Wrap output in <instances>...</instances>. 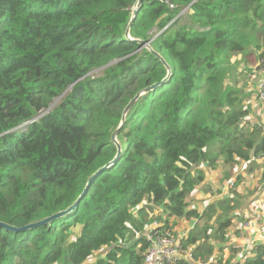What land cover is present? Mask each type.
Masks as SVG:
<instances>
[{"label":"trees","instance_id":"1","mask_svg":"<svg viewBox=\"0 0 264 264\" xmlns=\"http://www.w3.org/2000/svg\"><path fill=\"white\" fill-rule=\"evenodd\" d=\"M135 1L0 0V220L22 227L75 200L113 157L127 101L163 78L159 59L122 35ZM131 32L165 57L171 80L137 104L120 159L75 210L27 231L0 227V264H144L152 223L180 237L181 218L195 219L180 237L191 257L165 264H264V240L232 263L231 244L224 258L244 177L192 206L197 189L214 191L202 164L228 165V179L264 155V121L245 101L258 94L239 85L264 57V0H143Z\"/></svg>","mask_w":264,"mask_h":264},{"label":"water","instance_id":"2","mask_svg":"<svg viewBox=\"0 0 264 264\" xmlns=\"http://www.w3.org/2000/svg\"><path fill=\"white\" fill-rule=\"evenodd\" d=\"M142 3H143V0L135 1L133 7L130 10L129 16L127 17V20L123 25L122 35L126 41L136 43L138 45V50L141 49L144 51V53L152 54L155 58L159 59V62H161L164 68V76L159 82H154L152 84L139 88L134 93V95L127 101L126 105L123 107L120 117L108 137L109 142H111L116 149L113 157L107 163H105L102 166H99L91 174L86 176V180H85L82 191L78 194L75 200H73L65 208L57 210L42 218L33 220L22 227H17L5 221L0 220V227L8 231H11V232L27 231V230H31L36 227H39L41 225H45V224L49 225L54 220L60 219L63 216H66L70 214L73 210H75L78 207L79 202L88 193L89 187L91 186L95 178L99 176L106 169H109L110 167H112L120 159V156L123 152V141L119 138L118 134L123 128V126L125 125V123L130 119V117L134 113L137 104L147 93H149L150 91H153L157 86L163 85L164 83H167L171 80L172 75H173L172 67L169 64V62L165 59V57L150 43V40H145L141 37H134L132 35L131 25L136 19ZM256 162L258 164L264 165V155L259 158H256ZM263 192H264V175H263V181H261L257 185L255 191L246 200V203L253 201L257 196H259Z\"/></svg>","mask_w":264,"mask_h":264},{"label":"crops","instance_id":"3","mask_svg":"<svg viewBox=\"0 0 264 264\" xmlns=\"http://www.w3.org/2000/svg\"><path fill=\"white\" fill-rule=\"evenodd\" d=\"M257 74L259 76V70L257 71ZM256 81H258V78ZM257 113L259 117L262 119V121H264V117H262V109H258ZM204 164H202L201 166V168L205 172V179H204L203 184L209 183V187L211 188V190H214V191L212 194L210 193V191H206V192L204 191L202 193L201 190L197 189L193 193V199H192V201L194 199L201 200L200 204L203 207L205 206V204H207L208 202L214 199L213 196L215 195V192H216L215 189L221 186V182H222L221 179L224 177V172L222 171L217 172V168L214 170H210L207 166L205 168L203 166ZM220 165L221 164H219L218 166ZM210 178H215L216 180H219V183L216 185L217 182H207ZM244 180H245V177H244ZM241 184L239 185V187L241 186ZM252 185L253 187L251 188H255V186L258 185V182ZM241 194L244 195L243 192ZM194 204L196 206L198 205L197 202H195ZM243 205L244 206L241 207L242 209L239 210L240 218L234 221L232 228L234 227L236 223H238V225L240 223V226L235 225V228L233 229V234L232 233L229 234V235L232 234V240L230 242L231 244H233L232 241L235 239H239L241 241L242 250L237 251V253L235 254L237 256V259L242 254L244 255L252 247L253 242L255 243V242L264 240V214L262 213V210H260V208L263 207L264 204L263 203L258 204V203L251 202V203H248V205H246V202H244ZM192 206L194 207L193 202H192ZM195 208L198 209L197 207ZM202 209H198V210L201 211ZM244 209H246L247 212L243 214ZM178 222H179V225L176 227L177 232L179 233L178 235L182 236L192 227V225L195 223V219L194 218H187V219L181 218ZM251 223H253L252 226L250 225ZM260 223L262 224V230L256 229V227ZM223 253H224V258H227L229 255L227 250H223ZM232 261H233V258H232Z\"/></svg>","mask_w":264,"mask_h":264},{"label":"built area","instance_id":"4","mask_svg":"<svg viewBox=\"0 0 264 264\" xmlns=\"http://www.w3.org/2000/svg\"><path fill=\"white\" fill-rule=\"evenodd\" d=\"M172 6V5H170ZM259 76L257 81V99L262 105V117H264V57L259 62ZM255 158H249L232 166L233 175L225 180V183L233 182L238 175L244 177L248 166ZM157 223H152L147 230L146 237L149 242L144 255V264H165L167 261L181 258L184 254L191 257L190 253L184 252L181 248L180 237L176 236L169 229H157ZM254 245V242L252 246Z\"/></svg>","mask_w":264,"mask_h":264},{"label":"rangeland","instance_id":"5","mask_svg":"<svg viewBox=\"0 0 264 264\" xmlns=\"http://www.w3.org/2000/svg\"><path fill=\"white\" fill-rule=\"evenodd\" d=\"M184 14H186L185 13V10L184 9H181V11L179 12V14H178V16H180V15H183L184 16ZM177 18V17H176ZM257 66H258V64H257ZM257 71H258V69L256 68V66H251V72L246 76V77H244V76H241L240 78H239V85H241V86H243L244 87V89L246 90V91H249V92H253L254 93V95H256V93H257V78H258V74H257ZM245 101L246 102H250V104H251V106H252V108H253V111H255V110H257V109H262V105H261V103L258 101V99H257V96H256V98L255 97H252V96H250L249 97V99L248 98H246L245 99ZM252 116V113L250 114V116L249 117H251ZM253 120V119H252ZM258 164V163H257ZM205 168H206V164H204L203 165ZM228 168V165H220V166H218L217 167V172H220V171H222V172H224V170L225 169H227ZM264 173V165H262V164H258V166H254L253 167V169H252V171H249V172H246V175L244 176L245 177V180H244V182L241 184V188L239 187V186H236V190H235V192L237 193V194H241L242 192H243V196H244V200H245V202H246V200L249 198V196L251 195H248L254 188H251V187H253V185L252 184H256L259 180H260V178H261V176H262V174ZM222 174V173H221ZM225 180L226 179H222L221 181V186H219L218 188H217V190L215 189V195L213 196V198L215 199V198H219V197H221V196H223V195H227L228 196V193H229V191L231 190V188H233L234 187V183L233 182H228V183H225ZM207 182H217L216 183V185L219 183V180H216L215 178H210ZM207 184H209V183H207ZM259 184V183H258ZM255 187H257V186H255ZM251 188V189H250ZM248 195V196H247ZM195 200V201H194ZM193 200V205H194V207H197L198 209H202L203 208V206L200 204L201 203V200H199V199H194ZM254 201V200H253ZM253 201H250L249 203H251V202H253ZM195 202H197L198 203V205L196 206L194 203ZM254 203H258V204H264V192L263 193H261L258 197H257V199H256V201H254ZM253 204V203H252ZM246 205H248V203H246ZM244 205H242V207H243ZM240 209H242V208H240ZM239 209V210H240ZM260 210H262V213L264 214V206L263 207H261L260 208ZM245 212H247V210L246 209H244V212H243V214L245 213ZM252 224L253 223H251L250 225L252 226ZM236 226H240V223H239V225H238V223H236L235 224ZM235 225H234V227L232 228V226L228 229V236H229V238H228V242H226L225 243V247H224V250H227V252H228V254H229V252H230V250H229V246L231 245V240H232V234H233V229L235 228ZM256 229H259V230H262V224L260 223L257 227H256ZM230 233H232L231 235H229ZM233 242V245L234 246H236L237 248H235L237 251H240V250H242V245H241V241L239 240V239H235V240H233L232 241ZM229 256V255H228ZM237 259V256L235 255V257H233V261L231 260V262L230 263H232V262H234L235 260Z\"/></svg>","mask_w":264,"mask_h":264},{"label":"clouds","instance_id":"6","mask_svg":"<svg viewBox=\"0 0 264 264\" xmlns=\"http://www.w3.org/2000/svg\"><path fill=\"white\" fill-rule=\"evenodd\" d=\"M247 252H248V251H247ZM247 252H246V253H247ZM249 255H251V254H250V253H248V254H247V256H249Z\"/></svg>","mask_w":264,"mask_h":264}]
</instances>
